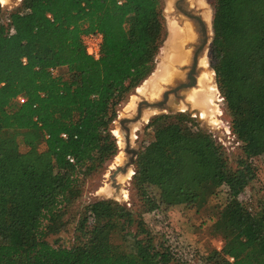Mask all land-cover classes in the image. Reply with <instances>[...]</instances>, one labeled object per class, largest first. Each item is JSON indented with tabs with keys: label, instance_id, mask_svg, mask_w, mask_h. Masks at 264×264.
Instances as JSON below:
<instances>
[{
	"label": "trees",
	"instance_id": "16d2710c",
	"mask_svg": "<svg viewBox=\"0 0 264 264\" xmlns=\"http://www.w3.org/2000/svg\"><path fill=\"white\" fill-rule=\"evenodd\" d=\"M213 4L211 62L241 153L232 161L184 113L157 116L133 183L158 186L169 207L206 205L222 193L210 220L223 246L203 264H264V184L255 188L264 156V0ZM163 12L164 0L0 4V264H196L177 252L161 212L155 230L115 201L79 202L88 179L118 155L111 127L156 68ZM90 33L104 37L98 60L82 42ZM72 225L68 242L50 240ZM117 229L122 244L112 240Z\"/></svg>",
	"mask_w": 264,
	"mask_h": 264
},
{
	"label": "rangeland",
	"instance_id": "374dc122",
	"mask_svg": "<svg viewBox=\"0 0 264 264\" xmlns=\"http://www.w3.org/2000/svg\"><path fill=\"white\" fill-rule=\"evenodd\" d=\"M166 2L164 0V10L167 6L166 10L170 11V7L168 6V3L166 5ZM187 2L190 6L189 0ZM0 4L3 11H10L16 9L21 4V0H9V2L6 4H2L1 2ZM203 4L204 6L203 7L200 6L198 9L205 8V10L211 11L212 19H213L214 17L213 0H203ZM190 8L197 9L192 6H190ZM172 12L173 13L171 15L168 14V17L174 19L176 17V13L174 14V12H178V11L173 9ZM195 12L197 14H200L199 10ZM164 19H165V23L167 24V19L166 18ZM184 22L187 21H185L184 19H179L178 17L177 21H173L169 23V28H168L169 36L165 44V47L163 48V51L160 50L157 56L158 58L160 57L161 58L160 61L158 59V61L156 62V66H161L162 64V58L164 57L165 48L168 45V41L170 38V29L172 25L173 24L182 25L184 24ZM209 32H210V37L212 39V36L214 34L213 29L211 28ZM161 51H162V56H161ZM206 56L208 59V63L206 64H209V70L207 71L213 72L214 69L212 67V62H211V45H208L207 47ZM202 60H205L207 62L205 58ZM200 66H201V61H200ZM66 74H67V69H59L58 71L55 72V75L57 76L60 75L65 76ZM199 88L200 85L198 87V90ZM137 91L138 90L134 89L131 92V95L127 98V100L118 106L117 108L118 116L111 127L113 135L115 134L116 131L118 132L119 120L127 117H132L131 113L132 114L135 113L137 105L141 101V96H142V95L140 96L137 93ZM133 103L134 106L130 107ZM179 113L180 112H177V114ZM161 115H168V114L155 113L152 114V116H150L149 119L148 116H145V120L148 119L147 121H143L142 124L140 122L139 130H137L138 132L136 134V138L132 143V147L136 149L138 153L145 145V143L148 141L147 127L149 123L152 121V119ZM206 115L202 116L206 118V121L198 123L200 125V128L204 129L208 133H211L214 136L215 140L225 147V149L228 152L229 158L232 161H234L241 153L240 143L238 142L237 138L232 134L230 118L228 117V113L226 109V103L222 98L220 92L218 93V95H215L213 99V105L211 106V110H208ZM193 119L197 121V118H193ZM115 137H117V135ZM116 139L118 143L119 141L118 137ZM18 141L20 144L21 152L23 153L27 152L28 147L24 144L22 136L19 135ZM118 147H119V152L116 158L120 154L123 158V161L119 165H117V162L115 161L116 158H114L110 163L107 164L106 169L103 172L99 174H94L92 177L88 179V182L85 187V192L81 197V199L79 200L80 205L82 207L95 203L100 200L115 201L122 206H125L138 213L143 214L144 218L149 222L150 226L155 230H161V228H159L158 223L160 222H158V220H155L154 214H156L157 212H161L162 220H164L167 224L170 225L169 227L170 232L172 236L176 238L174 241V247L177 249V252L181 256H183L184 259L191 260L196 264L204 263L203 259L205 258L209 250L213 248L220 250L222 248L223 243L221 239L219 237H215L212 233L213 221L210 220L211 218L214 219V216L216 214L215 207L223 206L226 202V197H224L222 193L217 198H212L209 201V203L206 205L199 204L197 206H192V207H188V206L169 207L167 205H164V203L162 202L161 198L163 197V194L161 193V189L158 186H148L145 184L144 186H141L139 188H134L133 177L135 174L134 175L132 174V171L134 172L136 171L134 165L131 168L132 171H130L128 174L130 175L129 178L128 175L121 176L119 178L118 184H120L121 186L122 196L114 199L113 196L116 192V189L112 186L110 176L116 167L122 166L124 164V161L127 160V154H125V152L123 151V147L119 144ZM257 164L260 168V172H259L260 181L256 184L255 187L256 189H258L260 184H264V156L258 159ZM248 194H250L249 189L246 191L245 194H243V197L245 196L247 197ZM72 234H74L73 225L72 228L70 229V232L68 231L66 233L51 236L50 240L56 241L57 239L61 238V240H63L64 242H68ZM112 240L116 244L123 243L121 231L119 229L112 232Z\"/></svg>",
	"mask_w": 264,
	"mask_h": 264
},
{
	"label": "water",
	"instance_id": "95a60500",
	"mask_svg": "<svg viewBox=\"0 0 264 264\" xmlns=\"http://www.w3.org/2000/svg\"><path fill=\"white\" fill-rule=\"evenodd\" d=\"M187 1L188 0L169 1L171 7L170 11L166 10V6L163 15L164 18L167 19V37L161 50L163 51L169 36V23L177 21V18L179 17V19H184L185 21L191 23L196 34V40L193 41L189 47H187V50L191 52L190 59L186 64L175 66V74H173L170 81L163 83L162 90L158 96L154 98H146L145 96H141V101L138 103L135 113H131L132 117L119 120L118 133L120 135V141H118V144L123 147V151L125 154H127V160L124 161L122 166L116 167L110 176L112 186L116 189V192L113 196L114 199L122 196L121 186L118 184L119 178L121 176L128 175L129 172L132 171L131 168L135 165L138 151L132 147V143L134 141L133 137L135 136L136 138L135 132L139 130L140 122L142 124L143 121H147L149 117L155 113H167L168 115H175L177 112L185 113L192 118H197L198 123L206 121V118L201 116V109L191 104L190 97L191 93L196 91V89L199 87V77L203 71L200 66V61L205 58L208 63L206 50L208 45H212L214 39V34L211 39L209 32L211 28L213 29V19L211 22L205 21L203 18V12L205 8H190ZM173 9L178 11L174 12V14L176 13V17L174 19L168 17V14L171 15L173 13ZM197 10L200 11V14L195 12ZM160 58L157 57L156 62L158 59L160 61ZM154 72L149 76V78L154 74ZM211 73H213L214 76L213 81L217 89L216 95H218L219 89L217 85V79L215 78L216 74L214 71ZM181 106H185L186 109L181 110ZM145 116H148L147 120H145ZM132 174L134 175L135 172L132 171Z\"/></svg>",
	"mask_w": 264,
	"mask_h": 264
},
{
	"label": "bare ground",
	"instance_id": "6f19581e",
	"mask_svg": "<svg viewBox=\"0 0 264 264\" xmlns=\"http://www.w3.org/2000/svg\"><path fill=\"white\" fill-rule=\"evenodd\" d=\"M8 1L9 0H0L2 4L7 3ZM169 1L171 0H167V3L170 7ZM189 2L190 6L197 9L200 6H204L203 0H189ZM203 18L205 21L211 22V12L204 10ZM195 40L196 34L191 23L184 22L182 25L173 24L170 29V38L168 45L165 48L161 66H157L154 74L137 89V93L140 96H145L146 98H154L158 96L162 90L163 83L170 81L173 74H175V66L186 64L189 61L191 52L187 50V47H189ZM206 63L207 62L205 60H201V68L203 71L199 77L200 88L199 90L197 89L192 92L190 97L192 105L201 109V116H205L208 110H211L213 99L217 94V89L213 81V73L207 71L208 64ZM133 106L134 103L130 107ZM180 108L184 110L185 106H181ZM137 132L138 131L135 132V135ZM115 134L120 141L119 133L116 131ZM133 138L135 139V136ZM115 161L117 162V165H119L123 161L122 156L119 154ZM129 177L130 175H128V178Z\"/></svg>",
	"mask_w": 264,
	"mask_h": 264
},
{
	"label": "built area",
	"instance_id": "2783aa9c",
	"mask_svg": "<svg viewBox=\"0 0 264 264\" xmlns=\"http://www.w3.org/2000/svg\"><path fill=\"white\" fill-rule=\"evenodd\" d=\"M83 45L85 47L86 53L88 56L92 57L95 60L100 59L102 54V45L104 42L103 34L101 33H90L82 38ZM56 70L53 71L55 74ZM26 101V98L23 96H20L18 98L19 104H24ZM63 137H66L65 135Z\"/></svg>",
	"mask_w": 264,
	"mask_h": 264
},
{
	"label": "crops",
	"instance_id": "0c3cea01",
	"mask_svg": "<svg viewBox=\"0 0 264 264\" xmlns=\"http://www.w3.org/2000/svg\"><path fill=\"white\" fill-rule=\"evenodd\" d=\"M1 3H2V2H1ZM3 4H6V3H3ZM144 82H145V81H144ZM144 82H143V83H144ZM143 83H142V84H143ZM142 84H141V85H142Z\"/></svg>",
	"mask_w": 264,
	"mask_h": 264
},
{
	"label": "flooded vegetation",
	"instance_id": "af4514ba",
	"mask_svg": "<svg viewBox=\"0 0 264 264\" xmlns=\"http://www.w3.org/2000/svg\"><path fill=\"white\" fill-rule=\"evenodd\" d=\"M203 70V69H202Z\"/></svg>",
	"mask_w": 264,
	"mask_h": 264
}]
</instances>
